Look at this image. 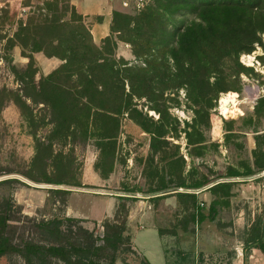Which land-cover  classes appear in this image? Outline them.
Wrapping results in <instances>:
<instances>
[{
	"label": "rangeland",
	"instance_id": "rangeland-1",
	"mask_svg": "<svg viewBox=\"0 0 264 264\" xmlns=\"http://www.w3.org/2000/svg\"><path fill=\"white\" fill-rule=\"evenodd\" d=\"M45 1L0 0V176H13L0 181V243L13 247L0 264H80L22 248L91 245L99 264H252L264 230V176L224 190L143 195L264 169V76L238 61L264 50V0H155L139 12L107 0L110 22L98 42L91 24L99 18L71 4L87 43L108 36L101 55L130 69L111 81L127 101L113 120L93 105L70 108L72 98L83 100L81 80L52 74L63 60L32 51L46 36L58 51L59 26L76 27L66 0L57 10ZM150 9L157 23L138 36ZM115 12L132 30L118 28ZM44 19L57 27L48 31Z\"/></svg>",
	"mask_w": 264,
	"mask_h": 264
},
{
	"label": "trees",
	"instance_id": "trees-1",
	"mask_svg": "<svg viewBox=\"0 0 264 264\" xmlns=\"http://www.w3.org/2000/svg\"><path fill=\"white\" fill-rule=\"evenodd\" d=\"M66 1V4L62 5L61 7L64 11L69 10L71 21H77L76 27L71 28L72 25L70 27L68 26L69 30L66 31L67 27L65 25H60L61 27L59 26L61 32L58 37V51L55 50L56 44H53V39L48 38V36H46L45 40H43V38L41 37L42 42L39 44H35L32 51H43L48 56L56 55L58 58L63 60L62 64L57 69H55L52 74L62 75L67 80H69L70 76L73 75L81 80V87L77 95L83 100L79 101L77 97L72 98L70 101H68V106L70 108L79 107L80 109H83L87 105H93L96 114L101 113V116H106L108 119L113 120L112 115H114L119 110L118 108H124L127 101L124 98L126 94L121 91L119 85L113 86V83L111 81L119 78H124L123 75H125L126 78H129L125 73L129 72L130 69L125 67H122V69H117L116 67H114L115 63L110 60V57L108 56L111 53L106 52V50L104 51L105 54L103 56L101 55L102 45H105V47L103 48L106 49L108 44H110L111 40L108 36L104 37L101 40L100 46H94L91 43H87L86 37H84L83 32L88 36L89 42V31L87 30L85 24L82 22L81 15L76 14L73 6L69 3L68 0ZM58 2L59 0H46L44 2V8L47 10H57ZM160 5L164 6L162 4ZM162 9L164 8L162 7ZM148 13L150 18H148L147 16V19L143 21L141 26L135 27L138 36L143 35V28L155 27L154 24L157 23V20L155 18V16H157L156 10L150 9ZM114 15L116 18H122V22L120 26H118L119 29H124L126 31L132 30L128 27L129 21L127 19V16L121 15L116 12L114 13ZM118 21L120 20L118 19ZM42 22H49V24H44V27H47L46 29L48 31H52L57 27L54 23V20L48 21V19H44ZM33 26H35V24H33ZM110 30H117L116 27H114V22L112 21ZM139 30L141 31L139 32ZM50 50L53 51L54 54L49 53L48 51ZM12 69L16 74V69L14 67H12ZM119 70L122 71L121 74H119ZM139 70V67H137L135 72L137 73L139 72ZM111 88L114 89L112 90ZM88 89H90V92H87ZM95 96H97L99 99L96 103L93 100ZM51 107L54 109V105H52ZM79 118L80 117H78V119ZM82 118L83 116L80 119ZM84 118H86V116H84ZM50 182H52V184H59V182L55 181ZM227 186L228 182H220L211 187L219 190H224V188H226ZM63 220L65 222L78 221L77 218L70 217H63ZM254 245L264 254V230L261 232L259 238L257 239V242H255ZM11 250H13V247L5 246L0 243V256L6 251ZM22 250L45 251L52 254L53 256L61 255L66 257V255H69L74 256L75 260L80 264H99L97 262H94L91 258L93 256V251L95 250L92 245L84 248L71 247L68 249L52 246H24ZM22 250L18 249V251L20 252H22Z\"/></svg>",
	"mask_w": 264,
	"mask_h": 264
},
{
	"label": "crops",
	"instance_id": "crops-1",
	"mask_svg": "<svg viewBox=\"0 0 264 264\" xmlns=\"http://www.w3.org/2000/svg\"><path fill=\"white\" fill-rule=\"evenodd\" d=\"M78 12H80L85 18L87 17H98L99 21H96L94 24H91V37L92 40L95 39L96 42L103 37L108 30V24L110 22V11L107 0H70ZM103 24V25H102ZM97 37L94 36V31L99 32ZM253 258L252 264H264V254L258 248L251 249ZM236 257L240 255V249L236 251Z\"/></svg>",
	"mask_w": 264,
	"mask_h": 264
},
{
	"label": "water",
	"instance_id": "water-1",
	"mask_svg": "<svg viewBox=\"0 0 264 264\" xmlns=\"http://www.w3.org/2000/svg\"><path fill=\"white\" fill-rule=\"evenodd\" d=\"M261 176H264V169L260 170L258 172H255L253 174L247 175V176H235V177H225V178L215 179V180H212V181L208 182L207 184H205L199 188H194V189L171 188V189L162 190V191H158V192H154V193H150V194H145L143 196L144 197L158 196V195L166 194V193L173 192V191L199 192L201 190H204L206 188H209V187L215 185L216 183L229 182V181H245V180H250V179H254L256 177H261ZM11 177H13V176L12 175L0 176V181L11 178ZM21 179L24 180L25 182H27L33 186H37V187H53V188H63L65 190L69 189V190H81V191L88 189L85 187L67 186V185H62V184L51 185V184H44V183H35V182L29 181L28 179L22 178V177H21ZM137 195H139V194H137Z\"/></svg>",
	"mask_w": 264,
	"mask_h": 264
},
{
	"label": "built area",
	"instance_id": "built-area-1",
	"mask_svg": "<svg viewBox=\"0 0 264 264\" xmlns=\"http://www.w3.org/2000/svg\"><path fill=\"white\" fill-rule=\"evenodd\" d=\"M118 2V5L122 8H127L132 11H141L151 5L155 0H112ZM262 43L264 44V36L262 37ZM264 56V50L259 52L251 51L248 54H242L239 56L238 61L245 67H250L252 70L262 76H264V63H261L258 57Z\"/></svg>",
	"mask_w": 264,
	"mask_h": 264
}]
</instances>
